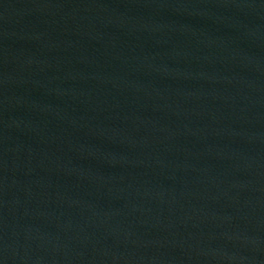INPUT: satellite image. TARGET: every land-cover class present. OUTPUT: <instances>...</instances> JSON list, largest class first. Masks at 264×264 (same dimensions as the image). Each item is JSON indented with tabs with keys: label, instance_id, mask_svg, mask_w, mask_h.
Returning <instances> with one entry per match:
<instances>
[{
	"label": "water",
	"instance_id": "95a60500",
	"mask_svg": "<svg viewBox=\"0 0 264 264\" xmlns=\"http://www.w3.org/2000/svg\"><path fill=\"white\" fill-rule=\"evenodd\" d=\"M0 264H264V0H0Z\"/></svg>",
	"mask_w": 264,
	"mask_h": 264
}]
</instances>
